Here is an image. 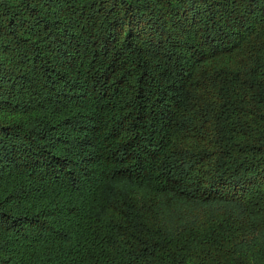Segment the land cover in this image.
<instances>
[{
  "label": "trees",
  "instance_id": "trees-1",
  "mask_svg": "<svg viewBox=\"0 0 264 264\" xmlns=\"http://www.w3.org/2000/svg\"><path fill=\"white\" fill-rule=\"evenodd\" d=\"M0 264H264V0H0Z\"/></svg>",
  "mask_w": 264,
  "mask_h": 264
}]
</instances>
